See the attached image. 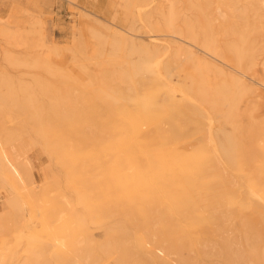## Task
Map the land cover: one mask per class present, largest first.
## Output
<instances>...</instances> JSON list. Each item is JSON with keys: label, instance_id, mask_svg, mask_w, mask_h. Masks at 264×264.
Returning <instances> with one entry per match:
<instances>
[{"label": "rangeland", "instance_id": "1", "mask_svg": "<svg viewBox=\"0 0 264 264\" xmlns=\"http://www.w3.org/2000/svg\"><path fill=\"white\" fill-rule=\"evenodd\" d=\"M263 83L264 0H0V264H264Z\"/></svg>", "mask_w": 264, "mask_h": 264}, {"label": "bare ground", "instance_id": "2", "mask_svg": "<svg viewBox=\"0 0 264 264\" xmlns=\"http://www.w3.org/2000/svg\"><path fill=\"white\" fill-rule=\"evenodd\" d=\"M172 2V1H170ZM170 5H172L170 3ZM169 5V7H170ZM254 8V7H253ZM170 9V8H169ZM171 12V10H169ZM243 11V10H242ZM169 12V13H170ZM241 14V13H240ZM245 15V14H244ZM168 16V15H166ZM241 16V15H240ZM165 17V15H164ZM170 16H168V18H170ZM165 19V18H164ZM172 19V18H170ZM168 19L166 22L167 24L170 25V20ZM173 25V24H172ZM170 25V26H172ZM150 32V31H149ZM147 34V33H146ZM151 35V34H150ZM146 37H151L149 36H146ZM157 37V36H156ZM150 39V38H149ZM152 39H156V38H152ZM242 41V40H241ZM180 43V42H179ZM181 44V43H180ZM191 44V43H190ZM195 45V44H194ZM237 46V45H236ZM239 47V45L237 46ZM183 48V47H182ZM232 48V47H231ZM241 48V47H240ZM189 49V48H188ZM237 49V48H236ZM190 50V49H189ZM209 51V50H208ZM192 52V51H191ZM242 52V51H241ZM208 54V52H206ZM190 54V53H189ZM195 54V53H193ZM214 54V53H213ZM192 55V54H191ZM204 55V54H203ZM217 55V54H216ZM223 55V54H222ZM193 56V55H192ZM215 56V55H214ZM212 57V58H215V57ZM206 57V56H205ZM224 57V55H223ZM222 57V59H223ZM234 58V56H233ZM211 60V59H210ZM221 60V59H220ZM213 62V60H212ZM235 62V61H234ZM242 61V58H238L237 60V64L238 66H240ZM211 63V62H210ZM236 64V63H235ZM236 64V65H237ZM148 65V63H147ZM218 67H220V65H216ZM144 67V66H143ZM142 67V68H143ZM217 67V68H218ZM243 68V67H242ZM144 69V68H143ZM148 69V68H147ZM232 70L238 72V73H242V71H239L238 70V67L237 69L231 67ZM240 69V67H239ZM244 69V68H243ZM246 69V68H245ZM221 71V70H220ZM245 72V70H243ZM222 72V71H221ZM237 77V76H236ZM244 83V82H242ZM264 84V83H263ZM132 85V84H131ZM127 86V85H126ZM125 86V87H126ZM241 85H239L240 87ZM119 88V86H117ZM133 87V86H132ZM131 87V89H132ZM143 87V86H142ZM146 87V86H145ZM243 87V85H242ZM130 88V87H128ZM127 88V89H128ZM124 89V87H123ZM126 89V90H127ZM241 89V88H240ZM243 90V89H242ZM135 93V92H134ZM120 96L123 98V103H119V101L116 99V102L115 105H117L118 107L122 108L123 110L125 111H130L126 105H125V101L126 100H129L130 99V96L129 95H126L125 92H122L120 94ZM130 113V112H129ZM64 119L65 118H58L56 120H54L55 123H52L50 121V124H49V127H48V135H53V133H55L56 130H58L59 128H61L65 122H64ZM106 122V121H105ZM42 127V126H41ZM114 127H117V126H114ZM47 130V129H46ZM158 131V130H157ZM44 132V130H43ZM45 135L47 133H44ZM116 130L113 131V133L111 134V139H112V142L111 144H113L115 141H116ZM162 137V136H161ZM100 138V135L96 136V139H99ZM103 138V137H102ZM148 138V139H147ZM146 139H147V143H146V146L148 147V155H151L154 150H165L168 146H169V142H167L166 140H159L156 139V141L151 137V136H148ZM157 138V137H156ZM105 141V140H104ZM109 143V141H108ZM104 144V143H103ZM102 145V144H101ZM110 145V143H109ZM4 146V145H2ZM1 146V143H0V147ZM106 146V144H105ZM111 146V145H110ZM107 147V146H106ZM152 147H155V149L153 150ZM5 148V147H4ZM97 148V147H96ZM172 150V153H170V158L171 159H175L177 161V168L173 171V172H169L166 168H167V165L166 166H163L161 167L160 169V178H163V181L162 182H169L171 180V182L173 183H178L180 186H182V190H181V194L179 196V199L181 200V202H189L190 201V198L192 196V190L194 188H196L197 184L200 183V173L201 172H204L206 166H207V159L205 157H202V156H199L197 154H191V155H188V153H185L178 145L174 144V147L171 149ZM230 159H234L232 158L231 156H229ZM8 158H11V161L8 159ZM14 160H16L13 156V154L10 152V151H7L5 149H0V181L1 183H3L5 186H8L9 187V194H13V193H16L17 190L14 189V186H13V179L12 177L14 176H17L15 177L16 180H19V179H22V175L20 173V166L17 164L19 162H15ZM17 161V160H16ZM15 162V163H14ZM26 162V161H25ZM249 163V161H248ZM26 165V164H25ZM192 168L194 169V171L192 172ZM22 170V169H21ZM22 172V171H21ZM112 172H115L114 170ZM23 173V172H22ZM116 174L113 173V175ZM14 175V176H13ZM24 180V179H23ZM165 183H160L161 186H163L164 188H166V186L164 185ZM110 185V184H108ZM205 186V189H211L212 188V183H205L204 184ZM128 189H131L129 184H126L124 183V186L121 187L119 189L120 193L121 194H128V192H130ZM169 196L170 198L174 201L175 204H177L176 200H175V195H173L172 193L170 194L169 191H167V189H163ZM137 193H141L142 190H138L136 191ZM178 199V200H179ZM20 203V202H19ZM22 204V203H21Z\"/></svg>", "mask_w": 264, "mask_h": 264}]
</instances>
